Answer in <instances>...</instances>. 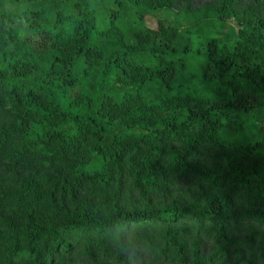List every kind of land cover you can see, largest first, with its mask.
Instances as JSON below:
<instances>
[{
	"label": "trees",
	"instance_id": "1",
	"mask_svg": "<svg viewBox=\"0 0 264 264\" xmlns=\"http://www.w3.org/2000/svg\"><path fill=\"white\" fill-rule=\"evenodd\" d=\"M169 6L0 0V107L10 114L0 158L59 172L54 182L27 178L16 213L0 224V264L24 252L33 259L23 264H54L73 240L131 232L175 264H212V256L195 257L196 247L185 256L193 237L213 241L220 254L237 245L232 264H243V249L248 256L261 248L264 12L220 0L163 16ZM229 19L237 26L231 40L216 34ZM201 148L235 167L200 169ZM34 185L50 186L47 198L30 192ZM65 198L80 206L59 205Z\"/></svg>",
	"mask_w": 264,
	"mask_h": 264
},
{
	"label": "rangeland",
	"instance_id": "2",
	"mask_svg": "<svg viewBox=\"0 0 264 264\" xmlns=\"http://www.w3.org/2000/svg\"><path fill=\"white\" fill-rule=\"evenodd\" d=\"M220 3V0H170V6L165 8L161 13L163 16L169 17L172 12H176L182 8L198 9L202 7H215ZM264 0H229L230 9L233 11H241L244 7H250L254 11L264 12L261 4ZM16 6L7 5L8 11L16 10ZM145 23L149 27H155V20L151 17L146 16L144 18ZM237 29L236 24L233 20L229 19L223 27H220L216 31V34L220 37L231 40L234 37ZM10 119V114L7 109L0 107V127L3 126ZM261 128L264 129V122H262ZM198 167L203 170L212 171L216 174L227 173L235 167V163L227 162L219 152L211 148H201L197 157ZM194 165H192L193 167ZM58 171L49 169L47 165L34 171L32 169L21 168L18 165L9 164L5 158H0V224L3 222L11 221L12 215L16 213L18 207L17 201L19 197L17 194H24L27 190H23L22 187L26 188L27 178L30 175H44L48 177L51 182H54L58 176ZM262 176V175H261ZM260 176V177H261ZM264 177V175H263ZM184 180L179 181V186L187 188ZM30 192L44 193V197L47 198L50 186L46 185L43 187L29 186ZM29 191V189H28ZM97 188H93V196H95ZM182 191V190H180ZM233 191H237L233 189ZM10 193L9 197H5V193ZM196 192L190 191L188 196L195 194ZM21 194V195H22ZM16 196L14 198L13 196ZM10 197H13L10 199ZM88 198H93L89 195ZM44 204L51 205L50 202ZM59 205L66 207L68 210L75 209L80 206V200L65 198L59 202ZM58 205H56L57 207ZM237 209V208H236ZM245 228L241 230L240 235L245 234ZM138 235V237H137ZM141 235V236H139ZM143 232L138 234H132V232L119 239H110L108 236L99 237H88L82 240H73L70 245V252L67 255H61V257L55 261L54 264H175V261L169 260V258L161 257L159 254L160 247L155 246V243H149L148 238L143 237ZM256 238H259L261 244L257 248L254 254L246 255L245 250L242 252V262L247 264L249 260L247 257H258L260 249H264V230H258ZM141 237L140 239H138ZM214 242L211 240L201 239L199 237L191 238L185 249V256L189 258L193 249L195 248V257L198 259H204L211 257L212 264H232L234 257L240 256L239 247L234 245L222 254L217 250ZM259 244V243H258ZM254 255V256H253ZM264 257V254H262ZM30 254L24 252L22 256H16L9 264H23L27 261L32 260ZM190 259V258H189ZM188 259V260H189ZM188 260L184 264H188ZM3 263V262H2ZM4 264H6L4 262ZM251 264H264V258L262 260H255Z\"/></svg>",
	"mask_w": 264,
	"mask_h": 264
}]
</instances>
